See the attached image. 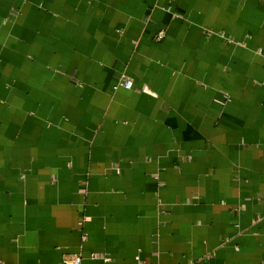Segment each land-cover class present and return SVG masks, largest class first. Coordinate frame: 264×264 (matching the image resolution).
Returning <instances> with one entry per match:
<instances>
[{
	"label": "crops",
	"instance_id": "1",
	"mask_svg": "<svg viewBox=\"0 0 264 264\" xmlns=\"http://www.w3.org/2000/svg\"><path fill=\"white\" fill-rule=\"evenodd\" d=\"M78 256L264 264V0H0V264Z\"/></svg>",
	"mask_w": 264,
	"mask_h": 264
},
{
	"label": "built area",
	"instance_id": "2",
	"mask_svg": "<svg viewBox=\"0 0 264 264\" xmlns=\"http://www.w3.org/2000/svg\"><path fill=\"white\" fill-rule=\"evenodd\" d=\"M163 37V33L158 34V39H161ZM119 87H124L125 89H130L132 87L131 81L125 80L124 78L119 79L117 84L115 85L114 89H118ZM63 264H82V258L81 257H74L71 259H64ZM138 264H144L140 261H138Z\"/></svg>",
	"mask_w": 264,
	"mask_h": 264
}]
</instances>
